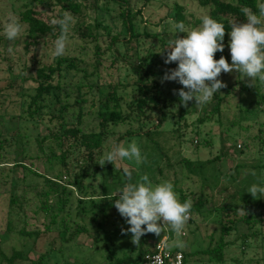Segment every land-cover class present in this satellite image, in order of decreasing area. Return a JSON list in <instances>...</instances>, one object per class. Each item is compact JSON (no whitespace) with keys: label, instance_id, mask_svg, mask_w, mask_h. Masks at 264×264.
<instances>
[{"label":"rangeland","instance_id":"obj_1","mask_svg":"<svg viewBox=\"0 0 264 264\" xmlns=\"http://www.w3.org/2000/svg\"><path fill=\"white\" fill-rule=\"evenodd\" d=\"M222 1L236 3V0ZM77 2L83 8L80 14H74L66 8V4H60L56 0L50 5L43 6H36L32 0H0L2 99L0 134H4L5 137H16L17 131L20 130L32 135L25 149V152L29 151L28 155L24 156V150L16 146L5 145L0 148V252L11 255L14 249H19L30 259L29 261L43 256L42 264H133L139 259L142 249L144 252L153 249L166 236L170 237L169 242L173 240L171 243L173 249L180 248L186 253L188 264H264V215L260 218H263L262 223L259 222L252 229L249 228L245 222L249 214L241 197V194L247 195V198L252 196L247 190L253 184L264 185V169L260 168L264 165V102L260 105V111L249 112L240 109L241 98L247 94L241 90L249 87L250 78L240 77L236 71L222 73L219 79L227 87L215 93L206 105L196 106V113L188 115L184 120H180V98L176 94L183 86L176 81L161 83L170 106L164 111L166 121L162 131L165 134L158 138L151 139L138 134L142 130L139 127L143 124L136 120L132 125H121L107 135L102 147L93 153L92 159L83 149L72 147L67 169L59 165V160L52 159V163L49 162L54 153L61 155L70 148V144H76L70 141L66 143L65 149L60 145L59 121L51 119L49 115V112L56 113L59 110L58 100L53 95L49 97L46 115L38 120V123L30 120L21 121L19 115L22 112L23 94L33 93L37 87L34 81L36 71L43 66L52 65L58 58L53 52L54 41L60 35V27L51 23L54 18H62L66 11L73 18L66 52L62 57H79L84 61L81 67L88 68L90 72L99 69L100 84L117 86L127 97L138 80L128 65L138 64L140 60L154 53L161 55L155 64V72L158 75L156 79L160 82L167 70L178 67L176 62L165 64L168 41L176 38V34L170 31L168 23L169 20L176 21L175 4L178 2L184 6V24L189 30L199 27L197 21L209 14L208 8L200 6L197 0H77ZM27 8L38 11L40 17L54 28L55 34L37 36L35 39L28 37L27 26L21 22V13ZM126 11L133 19L132 32L128 30L122 18V13ZM10 18L17 19L24 29L15 40H8L3 31L4 24ZM230 21L238 22L235 18ZM132 33L137 38L131 42H124ZM177 35L183 37L186 33ZM115 40L120 42L115 45L113 43ZM229 41L230 33L224 39V51H218L215 59L229 56ZM97 59H100V66ZM82 81V75L63 73L61 78H56L55 84L60 83L62 96L66 92L74 95L73 90ZM258 90L264 94V83ZM82 95L86 99L84 104L86 116L82 128L86 132L99 131L100 120L96 114L99 94L86 87L82 90ZM220 97L223 98L221 114L212 115L213 107ZM128 100L129 97L126 101ZM183 124H187L189 130L184 141L180 143L174 133L183 131ZM131 127L134 135L129 133ZM151 127V124L147 126ZM37 136L41 143L43 142V148L37 145ZM44 137L47 139L42 141ZM190 138H194V141L199 140L198 149H196L198 144L195 142L191 144ZM157 139L161 143L155 142ZM204 139L211 142L212 146H204L202 144ZM133 141L137 143L142 156L147 157L145 162L136 164L127 159L119 161L117 168L121 171H116L112 163H106L104 166L98 164L104 152L111 149L112 144L127 147ZM183 158L204 162L205 168L201 175L193 176V180L186 179L184 175L186 171L180 163ZM16 162L24 163L27 168L16 166ZM124 167L132 171L133 182L145 174L153 185L172 182L180 201L179 190L202 194L206 198L202 215L195 217L191 222L189 216L179 237L169 228H165L159 236L146 233L137 247L132 243V234L123 232L130 225L113 203L118 198V191L125 186L126 180L122 178ZM86 169L89 175L84 182L87 192L84 195L89 200L94 199L96 204L95 206L78 204L77 196L81 194L74 190L71 205L72 210L84 209L87 213L93 212L92 216L87 215L80 220V226L89 227L90 231L77 234L75 228H71L66 239L73 241L69 245L64 242L68 245L64 246L62 244L64 240L59 237L62 242L60 246L64 248L48 258L44 256L48 249V238L65 235L61 226L66 216L60 211L57 197L52 198L49 214L37 213L41 201H38V195L30 192L44 190L45 181L36 174L51 178L59 176L62 182L69 183L80 178L86 173ZM253 171L256 173L255 176L252 175ZM230 176L236 178L238 176V179ZM15 197L22 202L29 201L31 206L10 209L11 200ZM189 199L192 200L191 197ZM100 205L105 206L104 214ZM223 206H237V209L219 216L218 210ZM251 208L257 214L261 209L264 210V197L253 200ZM57 212L59 216H56ZM225 227L230 228L229 233L224 234ZM21 230L28 232L40 230V235L37 238L22 237L18 234ZM221 240L224 243V248L220 250L221 261L209 254L201 253L202 250L215 248ZM177 241L183 246H176Z\"/></svg>","mask_w":264,"mask_h":264},{"label":"trees","instance_id":"obj_2","mask_svg":"<svg viewBox=\"0 0 264 264\" xmlns=\"http://www.w3.org/2000/svg\"><path fill=\"white\" fill-rule=\"evenodd\" d=\"M53 0H32V2L36 6L50 5ZM199 1L200 6L208 8L209 14L212 18L221 22L225 25L226 34L225 39L231 31L230 21L232 18L238 20V22H246L243 13L241 12V8L249 7L254 12L258 13V9L256 8L257 0H236V3L225 2L222 0H197ZM60 4H66V8L72 11L74 14H80L83 12L82 5L77 2V0H56ZM175 14H176V22L184 23V11L185 8L182 4H175ZM122 18L127 25L128 30L132 32L133 30V19L131 14L126 11L122 13ZM21 22L27 26L28 37L34 38L37 36H45V35H54V28L48 24L44 19H42L39 15V12L34 8H27L25 11L21 13ZM201 20H198L197 23L201 24ZM87 32H85L86 34ZM137 38L135 34H131L130 37L125 40L131 42L132 39ZM120 40H115L113 43L116 45ZM161 57L159 54H151L147 58L140 60L138 64L128 65L133 70V73L138 77L137 82L134 84L132 88L131 94L127 97L123 95L117 86L113 85H105L100 84V75L99 69H94L92 72L88 70V68L81 67L83 60L79 59V57H58L54 60L53 64L50 66H43L36 71V76L34 81L37 84V87L30 94H23V100L21 102L22 112L19 115L21 121H37L43 119L45 117V112L48 109L49 97L53 95L55 99L58 100L60 104V108L56 113L49 112L51 119H57L59 121V139L60 145L63 149H65L66 143L73 141L76 144H70V148H67L61 155L53 154L49 158V162L52 163V159H56L59 162V165L64 169L68 168L67 160L70 157V149L77 148L83 149L85 152L89 154V158H93V153L99 150L104 142V139L107 135L112 133L119 126L128 124L132 125L134 121H138L142 123L139 127L142 130L139 131L138 134H143L148 136L149 138L160 137L165 134L162 131V126L166 121L165 110L170 106V102L167 98H165L163 93V84L156 79L158 76L155 72V64L158 59ZM229 63H231V55L227 57ZM100 66V59L96 60ZM127 63V62H126ZM145 63V64H144ZM148 64V65H146ZM98 67V66H95ZM63 73L69 75H82L83 81L78 84L74 91V95H70L66 92V94H61L62 87L60 83L55 84L56 78H61ZM262 85L259 81H257L255 87H244L241 92H247L241 98L240 109L249 111L250 110L256 112L260 111V105L264 102V94L259 92V87ZM89 88L91 91L95 90L97 94H99V99L97 102L96 114L99 122V131H90L86 132L83 130V120L86 116L84 104L86 103V99L82 95V90L85 88ZM129 97V100L126 99ZM223 98L220 97L218 99L217 104L213 107V114H221V106H222ZM0 103H2V99L0 98ZM180 120L186 119L188 115L195 114L197 108L195 106V101H190L187 107H184L181 104L180 100ZM125 108V109H124ZM210 119V118H209ZM151 124V128H147V126ZM23 125H25L23 123ZM184 125V124H183ZM132 127L129 128L132 135L133 132ZM187 124L184 125L183 131L174 133L177 140L182 143L184 138L187 136L188 131ZM177 131V130H176ZM16 137H5L4 134H0V148L5 145H9L10 147H18L24 150V156L28 155V152H25L26 146L30 143L31 134L27 132H22L20 130L17 131ZM47 139V137L42 138V141ZM191 144L196 145V149L200 147L199 140L194 141V138H190ZM37 145L40 148H43V142L36 137ZM155 142H160L158 139ZM161 143V142H160ZM204 146H212V143L204 139L202 143ZM201 144V145H202ZM179 145V144H178ZM240 147V146H239ZM43 151V150H42ZM23 156V158H24ZM210 160V159H209ZM208 160V162H209ZM216 161L217 159H213ZM180 163L183 166V170L186 171L184 173L186 179L193 180V176H199L202 173L204 162L194 161L189 158L181 159ZM210 163V162H209ZM15 165L20 166L21 168H27L24 163L16 162ZM240 167V166H238ZM241 167H244L241 165ZM260 168L264 169V165ZM85 169V168H83ZM238 169H236L237 171ZM83 175L75 181H69V183H64L61 181V177L56 176V178H51L45 176L43 174H36L38 177H43L45 184L44 190L37 191L31 190V194L34 193L38 195V201H41V206H39V210L37 213H45L49 214L50 204L52 198L57 197V200L60 204V211L64 212L66 219L64 218L61 228L63 229L65 235L63 237L57 235L52 236L53 238H48V249L47 253L44 256L50 258L52 255L61 252L64 248V242H67L68 245L73 239H66L71 228H75L77 234L79 233H87L89 232V227L80 226V220H83L87 215L92 216L93 212L87 213L84 209L80 210H72V198L74 197V190L80 192L81 196H77L78 204H88L94 205V199L89 200L85 191V180L87 179L89 173L86 169ZM91 175V174H90ZM94 175V173L92 174ZM238 175V174H237ZM232 178H236V176H230ZM201 179V178H200ZM238 179V176L237 178ZM92 185V184H87ZM181 196V203L188 200L190 197L192 198V207L190 210V222L194 220L195 217L201 216L202 209L206 205V198L202 194H198L196 192L190 191L186 193L185 190H179ZM190 196V197H188ZM242 200L246 203V210L248 212V216L245 218V222L249 226V228H254L259 222H263V218L261 216L264 215V210L261 209L260 213L257 214L256 211L251 208V204L254 199L252 196L247 198V195L241 194ZM118 199V198H117ZM249 200V201H248ZM33 201V199H32ZM251 201V202H250ZM31 203L27 200H20L15 197L11 200L10 209L30 207ZM102 213L104 214V205H100ZM237 206H223L219 211V216L230 213V211H236ZM75 211V212H74ZM56 216H59V212L56 213ZM55 216V217H56ZM95 218V217H94ZM55 221V220H54ZM47 232H49L47 230ZM224 234L230 232V228L223 229ZM22 237H38L40 235V230H36L35 232H28V230H21L18 232ZM256 234V233H253ZM42 235V234H41ZM166 235V234H165ZM171 235V234H170ZM50 237V236H49ZM63 243L60 241V238ZM222 239V238H221ZM64 246H60V244ZM67 245V246H68ZM224 248V243L221 240L219 245L215 248H209L206 250H202L201 253L209 254L213 258L221 261L222 255L220 250ZM178 250L183 251L180 248ZM152 251L142 249L141 255L139 259L134 261L133 264L143 263L144 256ZM1 260L0 264H25L26 262H30L31 264H42L43 256H40L39 259H30L24 256L22 250L14 249L11 255L6 254L1 251ZM196 253V252H195ZM194 253V254H195ZM185 254V264L187 262V255ZM132 261V260H131ZM122 261H120L121 263Z\"/></svg>","mask_w":264,"mask_h":264},{"label":"clouds","instance_id":"obj_3","mask_svg":"<svg viewBox=\"0 0 264 264\" xmlns=\"http://www.w3.org/2000/svg\"><path fill=\"white\" fill-rule=\"evenodd\" d=\"M256 8L258 13L249 7L241 8L246 22L231 24L228 45L231 63L224 56L215 59V54L223 52L225 48L226 28L223 23L210 15H204L200 26L189 30L183 22L168 21L170 31L176 34V38L168 41L165 64L176 62L178 67L167 70L161 83L176 81L183 86L176 94L184 107L193 100L197 107L206 105L215 93L227 87L219 79L222 73L236 71L240 77L250 78L249 87H255L257 81L264 83V2L257 0ZM72 19L71 14L66 11L62 18L51 21L53 25L60 27V35L54 41L55 57H62L66 52ZM23 30V25L15 18H10L3 29L8 40L17 39ZM178 33H186V36L179 37ZM125 159L140 164L147 157L142 156L140 148L133 141L127 147L112 144L98 164L104 166L112 163L118 171L117 162ZM252 175H256L255 171ZM122 178L126 180L125 186L118 191V199L113 203L130 225L123 232L132 234L134 245L138 247L146 233L159 236L165 228H169L177 237L182 234L190 216L192 201L188 199L181 203L172 182L153 185L146 174L133 182L132 171L128 167L122 169ZM247 192L254 199H260L264 197V185L253 184ZM176 246L183 245L177 241Z\"/></svg>","mask_w":264,"mask_h":264},{"label":"built area","instance_id":"obj_4","mask_svg":"<svg viewBox=\"0 0 264 264\" xmlns=\"http://www.w3.org/2000/svg\"><path fill=\"white\" fill-rule=\"evenodd\" d=\"M164 237L144 256L143 264H185L184 252L173 249V240L169 242L170 237Z\"/></svg>","mask_w":264,"mask_h":264},{"label":"crops","instance_id":"obj_5","mask_svg":"<svg viewBox=\"0 0 264 264\" xmlns=\"http://www.w3.org/2000/svg\"><path fill=\"white\" fill-rule=\"evenodd\" d=\"M150 250V249H149ZM152 250V249H151Z\"/></svg>","mask_w":264,"mask_h":264}]
</instances>
